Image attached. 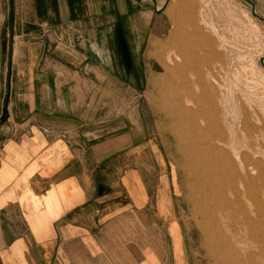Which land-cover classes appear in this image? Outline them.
<instances>
[{"label":"crops","instance_id":"1","mask_svg":"<svg viewBox=\"0 0 264 264\" xmlns=\"http://www.w3.org/2000/svg\"><path fill=\"white\" fill-rule=\"evenodd\" d=\"M133 4L0 0V264L186 260L163 184L154 210L152 141L111 103L141 39Z\"/></svg>","mask_w":264,"mask_h":264},{"label":"rangeland","instance_id":"2","mask_svg":"<svg viewBox=\"0 0 264 264\" xmlns=\"http://www.w3.org/2000/svg\"><path fill=\"white\" fill-rule=\"evenodd\" d=\"M251 1L258 15L264 17V0ZM131 2L138 12L131 17V24L137 23L141 39L132 68L119 70L118 98L111 103L120 113L130 112L138 129L152 141L153 172L158 173V180L153 182L154 210L163 184L168 201V213L163 214L169 226L168 251L178 254L184 250L186 256L177 264H218L216 259L225 264L224 256L210 255L216 238L209 230L202 233L192 211L199 191L195 169L201 163L208 164L206 158L198 159L213 147L215 154L226 158L233 173L231 186L222 190L226 198H238L252 211L253 198L258 196L264 219V68L259 63L264 57V23L251 16L250 5L242 0H169L157 13L150 0ZM188 89L198 94L195 96L201 92L208 95L215 113L211 119L213 134L199 115L194 116L196 125L188 123L192 116L186 108H195L187 102ZM188 159L193 161L189 166ZM204 204L210 206L211 202ZM157 217L161 219V214L154 212V222ZM173 229L178 233L179 252ZM158 231L154 229V242ZM216 236L222 237L220 233ZM263 259L257 258L252 264H264Z\"/></svg>","mask_w":264,"mask_h":264},{"label":"bare ground","instance_id":"3","mask_svg":"<svg viewBox=\"0 0 264 264\" xmlns=\"http://www.w3.org/2000/svg\"><path fill=\"white\" fill-rule=\"evenodd\" d=\"M165 1L166 0H163V1L158 2V3L156 2V7L160 8V7L164 6ZM175 76H178V75H175ZM170 85H172V83ZM182 87L187 88V86L184 84ZM188 91H189V89H188ZM173 93H175V92H173ZM193 94L198 95L196 93H193ZM193 94H191V91H189V93L187 94L188 104L190 103L191 105H195L194 109H191L190 107L186 108L187 113L192 116V119L190 121H188V123L192 124V126H194V124H195L194 116L199 115V119H201V121H203L202 124L207 127L208 131L211 134H213V132H214L213 126L214 125L212 124L211 119L215 113H214V107L212 106V103L210 102L208 95L203 93V92H201V94H200V91H199V94H200L199 96H195ZM177 96H178V94H177ZM180 108H181V106H180ZM177 111H180V110H177ZM173 116L175 117V115H173ZM186 116H187L186 113H184V121H186ZM177 126H179V125L177 124ZM194 128H196V126ZM176 129H174V130H176ZM188 130H190V129H188ZM185 131H187V130H185ZM179 132H181V131H179ZM188 132H190V131H188ZM196 132H198V131H196ZM196 132L194 133V137L196 136ZM180 135L184 136L183 134H180ZM180 139H182V138H180ZM184 140L186 141V139H184ZM195 140H196V138H195ZM198 141H197V143H199ZM202 143H201V147H203V144H204V143L203 144ZM205 158L208 160V164H202L201 163L199 165V167L197 169H195L196 174L198 176V185L197 186H199L198 187L199 191L197 194L198 203L197 204L194 203L192 211H194L195 217L199 220L200 229L202 230V233L204 234V231L209 230L211 232V235L213 236V238L214 239L216 238L214 246L210 250V255L213 257L214 256H216V257L217 256H221V257L224 256L226 258V259H224L225 264H252L253 262H255V260L257 258H260V260L263 259V254H262L263 250L262 249H264V219L262 218V209L263 208H261L262 206L260 205V201H259L260 198H258V196L257 197L254 196L255 198H253L254 199L253 203H255V205L252 208V211H250L243 204V202L240 201V199L236 198L235 200L232 201V199H231L232 197L230 198L231 200L226 198V196L222 190H223V188H225L227 186H231L232 174H233V173L231 174V172L229 170L230 167H229L228 161L220 153L215 154L213 147H212V149L211 148L208 149L205 154L200 156L198 161L199 160L200 161L205 160ZM191 161L189 160L188 162H186V165L187 166L191 165L193 163V161L192 162ZM260 164H261V162H260ZM191 172H192V170H191ZM192 178H194V177H192ZM239 187H240V185H239ZM258 194H260V193L258 192ZM250 196H251V193H250ZM205 201H210L211 205L206 206V204H204ZM261 202H262V200H261ZM219 233L222 236L220 239L218 238V236L215 237V235L219 234ZM214 239H212V240H214ZM211 244H213V243H211ZM214 260H215V258H214ZM220 261L222 262L221 259H216V263L221 264ZM256 264H260V262H258Z\"/></svg>","mask_w":264,"mask_h":264},{"label":"water","instance_id":"4","mask_svg":"<svg viewBox=\"0 0 264 264\" xmlns=\"http://www.w3.org/2000/svg\"><path fill=\"white\" fill-rule=\"evenodd\" d=\"M137 1L142 2V1H145V0H137ZM150 1L152 2L154 10L156 12H160L163 9V7L166 5V3L168 2V0H166L164 6H162L160 8H157L156 7V0H150ZM242 1H244V2H246V3H248L250 5V14H251V16L264 23V17L258 15V13L256 12V9H255L254 3L251 0H242ZM259 63L264 68V57L259 58Z\"/></svg>","mask_w":264,"mask_h":264}]
</instances>
